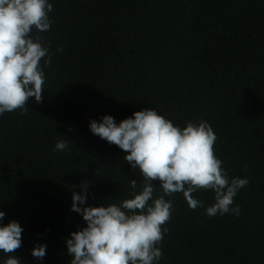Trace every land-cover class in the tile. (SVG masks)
I'll return each mask as SVG.
<instances>
[{
    "label": "trees",
    "instance_id": "16d2710c",
    "mask_svg": "<svg viewBox=\"0 0 264 264\" xmlns=\"http://www.w3.org/2000/svg\"><path fill=\"white\" fill-rule=\"evenodd\" d=\"M48 2L43 102L32 97L24 115L0 116V225L23 228L12 255L70 264L66 239L86 227L71 211L81 183L89 186L80 207H100L119 205L131 198V180L137 191L143 182L128 153L92 134L90 121L110 115L118 125L151 109L181 129L208 122L228 177L249 180L234 198L238 216L208 217L182 193L165 197L173 209L158 264H264V0ZM62 139L70 151H54ZM193 198L214 203L211 190ZM36 245L47 246L43 260L31 254ZM7 258L0 252V264Z\"/></svg>",
    "mask_w": 264,
    "mask_h": 264
},
{
    "label": "clouds",
    "instance_id": "9594fccd",
    "mask_svg": "<svg viewBox=\"0 0 264 264\" xmlns=\"http://www.w3.org/2000/svg\"><path fill=\"white\" fill-rule=\"evenodd\" d=\"M52 11L48 0H0V116L16 110L24 115L32 97L43 102L41 61L44 67L50 66L52 54L43 46L39 33L50 30ZM33 29L36 35H32ZM89 127L92 134L128 153L125 161L132 169H139L143 182L137 191V180H131V198L119 205L100 207H80L86 203L89 186L81 183L80 194H72L71 211L82 216L86 227L66 239L70 264H158L162 257L158 245L168 231L163 226L170 221L173 209L172 201L165 197L174 193H182L192 210L205 208L208 217L240 214L239 206L232 205L249 180L228 177L215 155L217 137L208 122H188L181 129L156 110L144 109L118 125L112 116L105 115L100 122L90 121ZM70 144L59 140L54 151H70ZM154 182L159 185L158 198H154ZM199 190L214 193L211 206L193 198ZM4 218L0 211V221ZM22 232L14 220L0 225V252L8 256L4 264H21L12 254L22 246ZM46 247L34 246L32 256L43 260Z\"/></svg>",
    "mask_w": 264,
    "mask_h": 264
}]
</instances>
